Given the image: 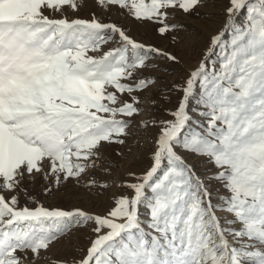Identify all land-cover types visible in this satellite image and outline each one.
<instances>
[{
  "label": "snow or ice",
  "instance_id": "1",
  "mask_svg": "<svg viewBox=\"0 0 264 264\" xmlns=\"http://www.w3.org/2000/svg\"><path fill=\"white\" fill-rule=\"evenodd\" d=\"M98 3L158 24L176 44L181 32L195 39L214 15L200 11L214 0ZM62 6L77 8L75 0H0V264H35L41 250L89 224L86 254L55 264H264V0H228L221 28L188 68L179 51L137 41L116 23L45 14ZM177 12L191 20L170 22ZM114 36L119 46L90 54ZM170 65L183 68L181 80L141 107L133 93L156 88L176 71ZM172 92L180 95L167 119L149 112L134 121L161 99L171 103ZM134 125L157 129L148 163L124 173L130 179L119 186L131 192L106 214L20 206L6 195L32 200L26 185L37 179L50 194L90 169L120 171L140 158ZM105 144L118 147L105 156ZM215 185L224 194L214 197Z\"/></svg>",
  "mask_w": 264,
  "mask_h": 264
},
{
  "label": "rangeland",
  "instance_id": "2",
  "mask_svg": "<svg viewBox=\"0 0 264 264\" xmlns=\"http://www.w3.org/2000/svg\"><path fill=\"white\" fill-rule=\"evenodd\" d=\"M77 8L73 10L70 6H62L59 11L45 9V14L49 15L50 18H59L65 16L68 19L81 18L91 19L93 16L102 23H116L118 26L125 28L127 34L137 41L153 44L161 49L176 50L184 58V68L191 67L201 58V51L206 47L208 43V37L211 34L217 32L224 20V8L228 6V0H214V7L211 9H201L200 11H212L214 15L205 21L201 22L202 30L199 35L193 39L191 36L181 32L179 33L180 43H174L169 36H161L158 34L156 29L159 27L158 24L144 21L143 23L137 22L126 8H121L117 5H104L101 6L98 0H75ZM191 18L184 17L182 13L177 12L175 19L170 18V22L175 21H190ZM118 36H114L112 40L108 41L99 52L90 53L93 55H102L103 52L109 51L118 45ZM161 65L164 64L163 60H158ZM176 71L171 75H165L163 81L157 85L156 88L150 89L149 92L133 93V95H139L142 100L141 107H143L144 97L151 95H158L160 89L165 85L171 87L173 82H179L181 77L185 74L183 68L180 66H173ZM148 74V70L144 71V75ZM140 73H137L136 78L133 80L124 81L130 84H134L136 79L140 78ZM155 75H161L157 72ZM114 91L113 89H109ZM122 101H130L128 94H119ZM199 91H197V95ZM180 93L172 92L171 103L161 99L155 108L147 109L142 111L139 115L134 117V121H140L148 117L149 112L155 115L157 119H167L165 115V109L172 108ZM121 118V117H118ZM134 132H139V141L142 145V150L139 153V159H133L129 157L128 160L121 162L120 171L113 170L111 175L106 174L103 171V167L96 169H90L86 173L82 174L78 180H69L67 183L61 182L58 190H53L50 194L44 193V188L48 186V182L42 179H37L34 183L26 185L28 195L32 197V200H28L23 192L17 193H6V195H18L19 205L24 206L27 204L29 207H35L36 202L43 204L46 207H60L64 210H72L74 208H81L82 210L88 211L95 214H106L114 206V199L121 194H130L131 190L119 186L121 180L130 179L124 176L127 170H134L140 172L143 170L144 165L148 163L149 150L152 147V137L157 132V129H150L147 133L142 130H138L135 125L133 126ZM117 145L105 144L103 152L105 156H109ZM204 165L201 164L198 167V171L203 170ZM90 181H95V187L89 190L86 185ZM107 182V188H101V183ZM215 192L213 193L216 197L217 193L224 194V190L219 186L215 185ZM217 199L213 200L216 203ZM143 212L144 210L141 209ZM217 215L224 216V213L217 212ZM92 224L86 227H73L71 231L60 238L57 242L50 245L47 250H41L39 258L36 259L35 264H55L58 260H69L72 258H79L86 254V249L89 246V238H94L92 233ZM31 257V253H29ZM28 264V261L25 262Z\"/></svg>",
  "mask_w": 264,
  "mask_h": 264
}]
</instances>
